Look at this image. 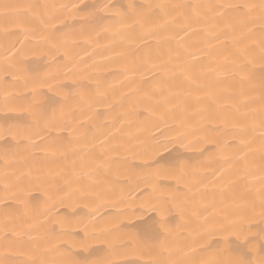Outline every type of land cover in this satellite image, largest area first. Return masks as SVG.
<instances>
[{"label":"bare ground","instance_id":"6f19581e","mask_svg":"<svg viewBox=\"0 0 264 264\" xmlns=\"http://www.w3.org/2000/svg\"><path fill=\"white\" fill-rule=\"evenodd\" d=\"M79 2L0 0V5L55 6L47 10L55 17L47 28L40 23V18L46 19L44 9L40 18L23 27L15 17L0 14V125L15 123L24 129L8 142L0 139V256L7 253L9 264H39L41 259L72 258L87 248L92 258L136 264H168L185 255L190 260L213 259L220 249L237 248L244 236L237 240L231 232L204 235L205 219L228 214L238 221L241 214L236 210L253 202L255 213H247L244 227L246 234L258 236L264 229L259 214L264 189L259 124L264 31L259 7L249 16L221 8L178 9L163 19L144 18L142 26L132 29L116 23L109 12L81 34L78 17L59 11L60 5L70 8ZM89 2L127 11L131 4L141 11V5L156 3L258 6L261 0ZM53 25H66L57 37L70 35L63 46L44 54ZM13 40L17 47L21 40L25 44L22 55L9 61L5 48ZM165 62L169 75L162 79L153 66ZM178 64L194 65L190 74L198 77V86L190 87L179 75ZM42 81L45 87L35 100L42 102L49 119L55 117L48 128L43 122L37 127L28 112L34 103L32 88ZM47 85H53L51 91ZM158 88L168 90L170 103L157 108L141 100ZM5 96L14 111L5 109ZM165 126L170 136H186L169 143L158 131ZM153 137L161 142L154 144ZM169 165H177L176 170L170 171ZM6 176L15 183L12 192L24 190L27 209L9 199L11 192L5 194ZM160 205L165 206L162 212ZM6 212L13 219L27 212V224L33 226L29 231L27 224L15 220L17 230L27 234L7 247ZM161 219L166 230L145 241L144 228ZM86 231L107 237H86ZM116 237L127 247L120 255H109L108 241L121 242ZM261 255L259 247L252 252L253 259Z\"/></svg>","mask_w":264,"mask_h":264},{"label":"snow or ice","instance_id":"6c2138e0","mask_svg":"<svg viewBox=\"0 0 264 264\" xmlns=\"http://www.w3.org/2000/svg\"><path fill=\"white\" fill-rule=\"evenodd\" d=\"M55 6L52 5H36V4H2L0 5V14L4 17H15L17 20V25L23 27L26 23L30 22L33 19H37L41 17L40 9H44L46 19L40 18V23L47 28L48 23H50L55 17L47 12L49 8ZM123 6L118 7L115 4H100L96 2H89V0H80L77 4H72L69 8V5L64 4L59 6V11L63 12L65 10L68 11L69 15L73 17H78L75 20V23L80 25V32L81 34L87 32L92 26L99 24L103 21L106 16L105 13H113L112 19L116 23L123 24L126 28L132 29L133 27L140 25L142 26V20L144 18H151L153 16L157 17L158 19H163L165 17H169L172 15L173 12H176L178 9H192L195 11L199 8H204L207 11H214L216 8L227 9V10H237L242 13L244 16H249V14L256 10L257 7L260 9V19H261V30L264 31V0H261V3L257 5H188V4H168V3H156V4H148V5H141V11H136L135 5H128L127 10H121ZM179 16H183L187 20V15L185 12L178 13ZM136 17L133 23H128V20L131 17ZM173 20L176 17H172ZM165 25H160V27H164ZM66 27V25H61L57 27L53 25L51 29V35L46 38L48 44L50 45L48 53L50 54L52 51L57 50L58 46H63L64 43H67L69 33H63L62 37H57L56 33L61 32L62 28ZM27 39V36H25ZM25 41H19V47H17V43L13 40L8 48H5V52L7 53L5 59L12 61L15 60L17 56L22 55L23 48H24ZM244 55L249 54V50L245 49L243 52ZM43 55V54H42ZM259 58L262 65V70H264V39L260 42V52ZM251 62V61H250ZM154 68H158L160 70V75L162 79L167 78L169 75V70L167 68V62L162 63L159 66L154 65ZM177 68L180 69L179 75L184 76L185 80L191 86H198L197 79L198 77L194 74V65L187 64V65H176ZM246 67V65H242V68ZM173 76L176 73H172ZM45 87V82H40L38 86L32 88V95L34 97V103H32L29 108L28 112L33 117L37 127L41 125L43 122V126L45 128L52 127L55 122V117L53 116L52 119L47 117L46 109L44 108L42 102L35 100V97L40 92L41 89ZM49 91L52 90L53 85H47ZM56 87H62V85H56ZM262 95L260 97L262 107L260 109L261 119H260V128L262 129L261 140L264 141V77L261 79L260 84ZM168 91L165 88H158L155 89L151 94H146L145 96L141 97V100L147 102L150 105H154L155 107H159L161 105H165L170 103L173 97L165 95V92ZM156 97H159L158 99ZM10 98L5 96L4 98V106L5 109L9 112L14 111L13 109L8 108ZM255 130V127H253ZM24 129L15 123H5L4 125H0V139H3L5 142L9 140L15 139L16 135L22 133ZM160 135L163 140H166L169 143L173 141H180L183 137L186 136L185 132H177L174 136L168 135L169 128L165 126L163 128H158ZM26 139H30V137H25ZM154 144H158L161 141L156 140L153 137ZM164 165H161V168H164ZM170 171H175L177 165H169L167 166ZM180 168L184 167V164H179ZM39 179V177H38ZM261 182L264 183V176L261 177ZM15 187V183L9 182L7 176L4 178V192L7 195L8 193H12L9 199L15 200L18 205L23 206L27 209V201L24 199V190L20 189L16 192H12V189ZM5 208L10 207L8 204L4 205ZM54 207V205H53ZM163 205L157 206L158 210L162 212L164 210ZM257 205L253 202L250 205H245L236 211L241 214V218L237 220L230 219L229 215L226 214L222 218L218 220H212L206 218L203 228V234L208 235L212 232H231V234H235L237 236V240L240 239L241 235L244 236L243 242L235 249L229 247L226 249H220L217 253L215 258L213 259H188L185 255L184 257L170 260L168 264H264V229L261 230L259 235L254 234H246V230L244 227L245 220L247 218V213L252 212L255 213ZM260 209V216L264 217V189H262V195L259 203ZM155 210V209H154ZM5 221H4V235L3 239L5 241V246L10 245V241L20 237L26 232H19L18 225L15 223V220H19L21 224H27V212H25L24 216L16 217L15 219L9 217V214L5 213ZM8 225H12L9 227ZM33 226L27 224V229L30 231ZM86 228L88 225L85 226ZM94 229V225L92 226ZM161 230H166V221L161 219L158 224L155 225H148L144 228L143 231V238L145 241L153 240L155 235L160 232ZM104 236L107 237V234L104 232L96 233L93 231L92 233L85 232V236ZM117 241H121L120 237H116ZM109 245V255H120L121 250L126 248L127 245L124 244L122 241L119 244H114L111 241H108ZM62 247V246H58ZM259 247V251L262 253L259 259L252 258V252L254 249ZM203 251V249H201ZM93 253L89 251L87 248L83 250L82 253H73L72 258H56L51 260H43L39 261V264H136V262H121V261H114L107 257L104 258H92ZM0 264H9V257L8 254L5 253L3 256H0ZM23 264H38L36 260H26ZM150 264H161L159 260H152Z\"/></svg>","mask_w":264,"mask_h":264}]
</instances>
